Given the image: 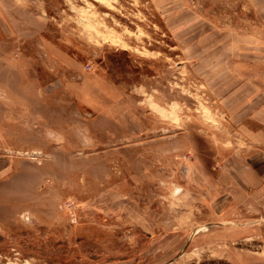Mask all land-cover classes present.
<instances>
[{"label": "rangeland", "instance_id": "obj_1", "mask_svg": "<svg viewBox=\"0 0 264 264\" xmlns=\"http://www.w3.org/2000/svg\"><path fill=\"white\" fill-rule=\"evenodd\" d=\"M243 76L264 0H0V264H264Z\"/></svg>", "mask_w": 264, "mask_h": 264}, {"label": "crops", "instance_id": "obj_2", "mask_svg": "<svg viewBox=\"0 0 264 264\" xmlns=\"http://www.w3.org/2000/svg\"><path fill=\"white\" fill-rule=\"evenodd\" d=\"M258 79L260 80V78ZM258 79L241 77L238 79L235 92L240 98L238 105L242 104V111L247 114L252 113L254 129L261 131L264 135V79H262V84L257 81Z\"/></svg>", "mask_w": 264, "mask_h": 264}]
</instances>
